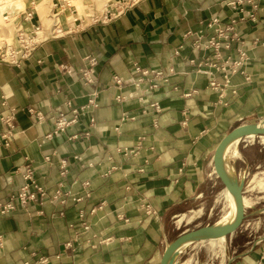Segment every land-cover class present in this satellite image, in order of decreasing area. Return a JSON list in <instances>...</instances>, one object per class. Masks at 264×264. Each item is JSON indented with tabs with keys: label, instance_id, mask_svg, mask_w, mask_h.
<instances>
[{
	"label": "crops",
	"instance_id": "0c3cea01",
	"mask_svg": "<svg viewBox=\"0 0 264 264\" xmlns=\"http://www.w3.org/2000/svg\"><path fill=\"white\" fill-rule=\"evenodd\" d=\"M94 1L76 29L18 60L0 53L1 114L15 125L0 139V264H154L168 219L218 203L206 183L214 148L264 113V0H144L117 17L110 4L99 16ZM87 57L97 60L91 85ZM136 68L167 79L134 87ZM229 159L235 183L255 194L247 189L264 173L255 172L264 145L245 142ZM25 187L35 200L24 204ZM262 215L220 264H264Z\"/></svg>",
	"mask_w": 264,
	"mask_h": 264
},
{
	"label": "rangeland",
	"instance_id": "374dc122",
	"mask_svg": "<svg viewBox=\"0 0 264 264\" xmlns=\"http://www.w3.org/2000/svg\"><path fill=\"white\" fill-rule=\"evenodd\" d=\"M35 2L37 0H24L26 6L23 7L19 6L21 0H0V6H2L3 8V12L6 18H9V23L7 22V25L5 27H10V32L8 31V28H5L3 31L0 30V53L2 54V57L4 59L7 60H14L16 59V57L13 58L12 56V51H8V45L12 46L13 49L17 48V34L15 32V24L17 25V18L18 19H24L25 17V12L28 9L29 5L32 4V2ZM43 4L46 5V3H50V7L52 5H55L57 2L61 4V10L62 11H66L64 12V14H62L61 16V20L62 23L67 22V18L70 15L68 13V8H67V4L68 3H72V6H74L77 9L78 12V18L82 19L81 17H85L88 16L92 13V10H90V6H88V8H85L83 5H81V3L79 2L80 0H78V2L76 3V0H64L66 2H59L60 0H42ZM109 1L110 0H102L103 5L105 6H101L102 2L99 0H95L94 1V5L98 4V10L97 13L102 14L103 12H105L109 6ZM89 0L86 1L85 4H88ZM29 3V4H28ZM65 5V6H64ZM32 8V7H31ZM40 15H46V10H44L42 7H38L35 8ZM100 16V15H99ZM44 20V19H43ZM45 21V20H44ZM91 20H88V22H90ZM73 20H71L68 23H72ZM14 25V26H13ZM43 25V22H42ZM50 25V23H49ZM48 25V26H49ZM44 27V26H43ZM0 29H2V26L0 25ZM31 30L29 32H25V37L26 39L34 37L33 36V31L34 29L30 28ZM68 30V29H67ZM66 30V31H67ZM4 33H8L7 37L6 36H2V34ZM230 159L228 158L226 160V162L224 163V168L226 169V171H228L230 173ZM264 169L255 171V172H263ZM231 174V173H230ZM227 187H238V184L235 183L234 186H231L229 184L224 185ZM246 196V198H252L254 200H258V203H262L264 201V196L263 195H258L257 193L255 194H250V195H244ZM264 205V204H263ZM199 207H204V216L196 221L195 223L192 224H187L185 222H183L181 225H178L176 222L178 220V218L176 219H168L167 222V226H166V233H167V237L168 238H172L182 232L185 231H192V230H197V229H201V228H215L220 220L223 218V216L225 215V213L228 211V209H223V205L219 204V202L217 203L216 201H214V199H207V200H202L200 203H198ZM195 206V207H197ZM213 206H215L214 210H212ZM261 206L255 205L253 206V208L248 209L249 215H250V221H252L254 224H258L259 221L262 218V212H264V207L260 208ZM196 209V208H195ZM186 217H190L189 214L186 215ZM227 232V231H226ZM222 233H225V231H223ZM231 233V232H230ZM219 249H212L211 246H196V248H191L187 251L186 254H184L183 256H181L180 258H173L171 261H169L167 264H181L183 262H186L188 260H192L191 264H201V263H206L207 261L211 260V263L209 264H220V262L223 260L226 263L229 261V258H234L233 255V250H230V253H220L219 255H217L216 251H218ZM225 264V263H223Z\"/></svg>",
	"mask_w": 264,
	"mask_h": 264
},
{
	"label": "water",
	"instance_id": "95a60500",
	"mask_svg": "<svg viewBox=\"0 0 264 264\" xmlns=\"http://www.w3.org/2000/svg\"><path fill=\"white\" fill-rule=\"evenodd\" d=\"M261 136H264V113L251 119L224 142L217 145L212 151L206 166V183L211 194L225 208L236 211L242 219L239 233H217L214 232V228H201L182 232L161 244L154 264H167L165 263V258L168 251L184 242H190L193 247L197 245L215 246L217 249H222L225 253L229 254L230 250L246 241L250 232L251 221L245 205L243 187H227L221 185L216 179L215 170L218 161L229 151L234 148L238 149L241 144L248 140L257 139ZM229 261L231 262L232 258H229Z\"/></svg>",
	"mask_w": 264,
	"mask_h": 264
},
{
	"label": "bare ground",
	"instance_id": "6f19581e",
	"mask_svg": "<svg viewBox=\"0 0 264 264\" xmlns=\"http://www.w3.org/2000/svg\"><path fill=\"white\" fill-rule=\"evenodd\" d=\"M99 1H102V0H99ZM77 2H78V0H76V3ZM79 2L85 8H88V5L85 4L83 0H80ZM22 5H23V7L26 6L24 0H21L18 7H20ZM40 7H42L44 10H46L47 16L39 14L41 22H43L42 30L40 32H38L37 35H33L34 37L28 38L27 43L31 46V47H28V49H27L28 52L34 46H36L39 42H41L42 40H44L48 36L55 35V34H63L71 26L75 25V24H73V22L71 24L68 23L73 19V14H72L73 12L71 9L68 8V13L70 15L67 18L68 19L67 22L62 23L61 16H62V14H64V12H66V11H62L60 9L62 6L58 10H55L54 5H52L50 7V3L48 2V3H46V5L43 4ZM16 20H17L18 24L17 25L15 24V32H18V31L29 32L31 30L30 28L33 29V24H26V23H24L23 19L17 18ZM7 22L9 23V18L5 17L4 12H3V8H2V6H0V25L2 26V29H0L1 31H3L5 28H8V31L10 32V27H5L7 25ZM49 23H50V25H49ZM7 35H8L7 32L6 33L3 32V34H2V36H6V37H7ZM0 37H1V35H0ZM8 51L9 52L14 51V52H16V54L18 53V49L15 50L12 48V46H9V45H8ZM257 140L261 144L264 145V136H261L258 139H250L247 142L254 143ZM235 151H236L235 148L232 149L231 151H229L227 154H225L218 161V163L216 165V170H215L216 179H217L218 183H220L221 185L229 184V185L233 186L235 184L234 178L224 168V163L226 162V160L230 156L235 154ZM247 191H248V193H254V192L264 193V173L263 174H257L254 176V179L252 180L251 185H250V187H248ZM257 201L258 200L245 198L246 208L251 209L257 203ZM202 217H203V210H199V211L193 212L190 215V217H188V218L184 215L181 216L177 220L176 223L178 225H181L183 222H185L187 224H192V223H195L196 221L200 220ZM241 223H242V219H241L240 215L236 211L228 209V211L225 213L223 218L220 220L219 224L214 228V232L219 233V232H223V231L226 232L227 231V232H232V233L237 234V233H239V231L241 229ZM211 247L214 250L216 249L215 246H211ZM191 248H193V246L191 245L190 242H184V243H181V244L173 247L166 254L165 263H168L173 258H180L184 254H186L187 251ZM219 251L225 253V251L222 249H219ZM191 261L192 260H188V261L183 262L181 264H191Z\"/></svg>",
	"mask_w": 264,
	"mask_h": 264
},
{
	"label": "built area",
	"instance_id": "2783aa9c",
	"mask_svg": "<svg viewBox=\"0 0 264 264\" xmlns=\"http://www.w3.org/2000/svg\"><path fill=\"white\" fill-rule=\"evenodd\" d=\"M144 0H110L109 4L111 5V9L109 10L111 12V14L109 16L111 17H117L119 16L124 10L133 7L135 5H137L138 3L142 2ZM59 2H66L64 0H60ZM61 7L60 3H56L54 5L55 10H58ZM67 8L72 10V14H73V24H75L74 26H71L67 31L69 30H73L76 29L77 27L81 26L82 22L81 19H79L78 16V12L77 9L72 6V3H68L67 4ZM38 18V14L34 11V10H27L25 12V17L23 19L24 23L26 24H33V35H37L38 32H40L42 30V23L41 21H37L36 19ZM20 30V29H19ZM65 31V32H67ZM17 34V48L18 49V53L16 54V52L12 51V56L13 58L16 57V59L14 60H18L19 57H25L28 53H30L35 46L28 52V47H31L27 42L28 39H26L25 37V31H18L16 32ZM65 34V33H63ZM63 34H55V35H63ZM219 37H225V39H229V36L225 33H220ZM209 46L211 48H218L220 46V43L216 40H212L209 42ZM15 49V50H16ZM247 58V54L245 52H241V58L239 62H236L234 65V68H240V66L243 64V62L246 60ZM85 62L87 63V69L86 71H82V76H83V80L86 82L87 85H91L94 83L93 80V69L94 67L97 65V60L94 57H87L85 59ZM238 69H235L233 71V73H237ZM136 73L140 74V78L137 79L133 85L134 87H140L143 83H145L146 81H150V83L152 84V89H156V80L161 78V79H167V76L163 73V72H155V71H143L140 68H136L135 69ZM202 73H206V71H201ZM115 82L116 84L121 87L122 85V81L119 78H115ZM90 104H92L94 107H96L95 103L92 101ZM2 106H5L4 104H2ZM30 114H34V111L31 109L28 111ZM74 115L77 116L78 115V111H74ZM38 118L40 120H43L44 117L43 115L37 114ZM76 122V118H74L73 120L69 121L68 123H66L64 120L58 122L57 126L58 129L63 131V129L67 126L70 125L72 123ZM0 123L2 125H4L7 128V132L0 134V139L2 141L3 144H5L13 135H14V130H15V125H14V118L12 115H8V116H3L1 114V109H0ZM95 125L94 121L91 122L90 127H93ZM133 153V151H125V155H131ZM66 173V167H65V162H63V166H62V173L61 175H65ZM34 179V176L32 173H29L26 180L28 182H32ZM29 191V187H25L23 189H21L20 193H19V199L21 200L22 203H26L27 201H32L35 200V194H30L28 193ZM145 198H147V195H144ZM146 210H148V212L150 211V207L148 205L145 206ZM12 206L11 205H7L4 208L3 213L6 214L8 213L10 210H12ZM86 227V226H85ZM86 229H88V227H86ZM264 259V257H263Z\"/></svg>",
	"mask_w": 264,
	"mask_h": 264
}]
</instances>
